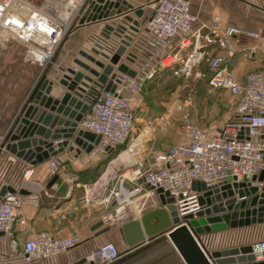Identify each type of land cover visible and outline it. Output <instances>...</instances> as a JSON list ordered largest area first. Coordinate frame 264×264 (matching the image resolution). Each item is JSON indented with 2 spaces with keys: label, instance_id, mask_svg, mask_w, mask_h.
Returning <instances> with one entry per match:
<instances>
[{
  "label": "built area",
  "instance_id": "obj_1",
  "mask_svg": "<svg viewBox=\"0 0 264 264\" xmlns=\"http://www.w3.org/2000/svg\"><path fill=\"white\" fill-rule=\"evenodd\" d=\"M47 1L42 0L38 4L33 0H0L1 39L4 41L5 36L13 35L27 46L28 55L33 60L45 64L54 58L74 24L51 10ZM68 1H71L69 17L83 13L87 0ZM154 1V4H151L152 0L150 2L152 10L145 22L148 38L139 42L135 51L129 49L136 55L133 63L129 64L125 57L121 60L136 71V76L131 77L115 69V91L108 93L100 89L88 97V110L79 122V128L101 135L99 144L90 153L85 152L84 163L99 153L116 152L126 143L129 146L114 156L101 176L85 186L84 203L98 201L108 209L102 215L103 223L111 221L120 226L123 223L120 222L121 217H129V220L139 218L143 214L139 212L148 204L153 205L152 209L157 207L156 204L160 203L158 188L174 199L173 204L181 218L195 214L205 206L200 202L202 192L193 188L194 182L219 186L229 177L251 178L264 168V69L252 71L242 80L229 68V61L235 53L231 38L237 34L258 38L261 31L236 26L222 28L220 17H216L210 32L199 39L192 34L197 17L192 12L191 0ZM101 40L100 35L95 38V42ZM212 45L220 51L207 54ZM116 46L117 43L107 46V51L112 53ZM169 57L173 60L167 62ZM204 61L210 71L207 78L210 89L227 90L235 100L228 120L215 131H210L184 115L181 139L166 151L151 150L153 164L148 168L143 169V162L136 158L115 164L125 152H130L133 157L135 146L142 142V133L134 135L132 131L135 120L133 105L139 100L144 84L165 70L189 76ZM112 165L124 166L123 172L118 174ZM130 165L138 167L130 169ZM48 166L53 174L57 173L59 164L56 159H49ZM10 169L0 171V190L4 185L11 186L8 183ZM29 171L25 170L23 182L31 180ZM124 172L130 174L126 176ZM11 187L14 191L7 190L0 197V232L13 239L17 230L27 222L23 208L40 203L42 188L36 186L24 193L23 184ZM212 237L211 234L204 235L203 243ZM80 239L78 233L59 237L43 231L20 246L14 241L13 253L10 254L12 256L15 252L13 256L19 257L24 264H41L73 249ZM252 244L257 260L262 259L264 240ZM233 245L237 243L229 246ZM121 255L114 242L105 241L94 247L85 258L93 264H111Z\"/></svg>",
  "mask_w": 264,
  "mask_h": 264
},
{
  "label": "water",
  "instance_id": "obj_2",
  "mask_svg": "<svg viewBox=\"0 0 264 264\" xmlns=\"http://www.w3.org/2000/svg\"><path fill=\"white\" fill-rule=\"evenodd\" d=\"M144 13L142 6L134 7L128 0H87L80 22L83 25L104 22L98 33L102 44L95 43L92 54L83 50L79 52L90 64L74 60L88 73L60 67L55 72H61V77L50 79L48 69L44 71L9 129L1 135L0 155L5 150L26 163L38 164L67 147L79 153H90L99 144L101 135L79 128V122L88 110L86 101L100 89L108 93L115 91V69L131 77L136 76V71L121 60L125 57L126 61L133 63L136 59L129 48L135 34L147 20ZM114 43L117 46L109 53L107 46ZM55 80L64 90H59ZM60 179V174L54 173L47 188ZM193 188L202 192L200 202L205 208L182 218L173 204L174 199L158 188L160 206L120 225L119 233L127 246V257L111 264H120L136 251L158 242L172 245L185 264H264V260H257L252 243L209 250L202 241L206 234L264 223V168L251 178L229 177L223 184L213 187L204 182H194ZM7 190L14 191V188L4 185L0 197ZM70 195L71 192L66 198ZM103 224L100 221L93 229ZM110 229L111 226L107 225L99 234ZM262 256L264 258V252ZM74 264L93 263L84 257Z\"/></svg>",
  "mask_w": 264,
  "mask_h": 264
},
{
  "label": "crops",
  "instance_id": "obj_3",
  "mask_svg": "<svg viewBox=\"0 0 264 264\" xmlns=\"http://www.w3.org/2000/svg\"><path fill=\"white\" fill-rule=\"evenodd\" d=\"M128 1L134 7L142 6L145 10L144 16H148L152 10L150 3H148L149 0ZM191 9L193 14L197 17L193 24L192 34L198 36L199 39H203L204 36L210 32V28L215 25L216 17H220V26L222 28L236 26L241 29L260 30L261 34L258 38L248 37L245 34H237L231 38V43L235 48V53L229 61V68L242 80L246 78L248 73L264 69V0H191ZM130 15L137 18L133 12H130ZM103 25L104 22L96 23V25H88V27H94L93 31L95 30L96 35H94V38L91 39L92 44L87 46L83 45L85 39H79L80 44H78V53L83 50L92 54L91 50L94 47L95 38L99 35L98 33ZM78 27L81 31H86V29H88L85 25ZM134 37V41L129 49L135 51L136 45L139 42L146 41L148 38L146 24L140 28V31L136 33ZM20 43L23 44L22 42ZM251 50L252 52H250ZM218 51H220V49L217 46L212 45L207 49V54L217 53ZM97 58L101 57L97 56ZM75 59H79L90 64V62L80 55V53L74 56L73 60ZM73 65L76 69L83 70L75 63ZM84 73L88 72L84 71ZM61 75V72L57 74L59 77H61ZM55 85L59 88V90H64V87L58 83V80H55ZM54 94L57 93L54 92ZM133 107L136 108L137 112L136 126L138 130L136 132H141L142 135L145 136L147 147L152 146L157 151H166L181 139L182 136H179V138L178 136H175L173 131L167 128V126H164V123H161L160 121L138 119V101L134 103ZM218 128L219 127L215 128L213 131ZM166 140L169 141L167 142ZM101 155L103 157L107 156L106 152H102L95 156V160L98 158L100 159V157H102ZM144 155L146 156L136 158L137 161L143 162V169L148 168L153 164L151 156L149 154L148 156L147 154ZM84 156L85 151L79 153L76 150H69V147H67L64 151L51 157L59 162L57 173L61 176V179L58 180L51 188H47V184L53 176V173L48 166L49 160L38 164H31L16 158L10 153L6 154L5 159L0 157V170L11 167V173L8 179V183L11 186L17 187L23 184L25 187L23 190L24 192L34 190L36 186L42 188V199L40 203L35 206L26 205L23 208L27 222L24 226L17 230L14 238L12 239L7 236L0 235V241L3 239H9V242L11 243L9 247L7 244L8 253L12 250V244L14 241L20 246L24 241L34 237L39 232L47 231L59 237H67L74 233H78L81 239L80 243L76 247L63 253L58 258H52L46 261L47 264H74L76 261L84 258L94 247L107 241L110 234L113 233L115 229L120 227L117 223L110 221L109 223H104L102 226L93 229V226L96 223L102 221V215L107 212L108 209H106L98 201L88 204L84 203V196L80 198V200L77 196H75L76 192L80 191L81 193H84L85 186L95 181L108 167L75 166L76 161L79 162L80 160L82 164H85L83 162ZM68 161L71 166H69ZM112 167L118 174L123 172L124 166ZM137 167L138 166H130V169H135ZM26 169H30L28 174L31 173V180L23 182L22 176L24 175ZM90 170L97 171V174L91 179H85L86 174H88ZM124 174L128 176L130 172H124ZM64 186L66 187V192L62 189ZM46 191L48 193H46ZM70 192V197L66 198ZM78 202L82 205L78 206ZM72 212H79L80 215L78 214L77 218L73 220L71 216ZM107 225H110L111 229L107 232L99 234V232ZM256 228H262V231L264 232V223H257L255 225L233 229L229 228L228 230H220L213 232L211 236H213L217 242L220 237H228V233L230 231H236L233 234L239 235V240H247V243L264 240V233L261 238L260 236L255 235ZM206 245L210 250L229 247L227 245H219L212 249L210 243L207 242ZM123 247L126 251L127 246L123 245ZM162 248H167L172 251L166 255L170 256V258L167 260V263L164 264H185L180 257H177L179 256L177 251L170 244L166 243L164 247L159 246L154 249V251H161ZM13 255L14 254H12L13 259L19 260V257ZM146 255L148 254L144 253L143 256L146 257ZM125 257H127V255H122L120 259L123 260ZM132 259L128 258L120 264H131L134 261L138 264L137 256ZM262 260H264V258L259 259L258 261Z\"/></svg>",
  "mask_w": 264,
  "mask_h": 264
},
{
  "label": "rangeland",
  "instance_id": "obj_4",
  "mask_svg": "<svg viewBox=\"0 0 264 264\" xmlns=\"http://www.w3.org/2000/svg\"><path fill=\"white\" fill-rule=\"evenodd\" d=\"M33 1L40 4L42 0ZM67 1L68 0H65L66 4ZM65 2L60 4V0L47 1L49 5L55 4L58 13L63 12L62 9H65ZM150 2L151 0H149L148 3ZM154 3L155 1L152 0L151 4ZM70 8L71 6L67 9L69 13L71 12L69 11ZM82 15L83 13H80L79 16H73L71 14L69 20L74 22V24L70 30L67 31L66 37L61 43L54 58L47 64L33 60V58L28 55L27 46L21 44L13 35L5 36L4 41L0 37V137L5 133L11 122L17 116L19 110L41 78L43 72L48 69L47 76L50 79H55L54 77L58 74L55 71L60 67L67 68L74 64V56L79 54V39H85L86 42L84 41L83 43L85 46L92 44L91 39L94 38L96 33L95 30L93 31L94 27H88V25H96V23L85 25L88 29H86V31H81L78 26H84L80 22ZM209 74L210 71L205 61L197 66L194 72L189 76L175 75L172 70L163 71L154 80L146 82L142 87L140 98L138 100V119L160 121L161 123H164V126L171 129L173 134L178 136V138L183 134L182 118L184 115L188 116L193 123L205 129L213 131L215 128L220 127L228 120L230 112L234 107L235 100L227 90L221 88L210 89L207 80ZM134 118V128L132 133L136 135L138 133L136 132L138 130L136 126V108H134ZM169 140L166 141L168 142ZM128 147L127 143L122 145L117 153H120ZM153 149L152 146L147 147L145 136H143L142 142L135 146L132 153L133 157L128 161H131L133 158H140V156L145 157L146 155L144 154H147L148 156ZM117 153H115V155H117ZM6 154L7 152L4 150L0 157L5 159ZM114 156H111L110 158L102 156L97 160H95L94 157L85 164H82L81 160L79 162L76 161L75 166H108L109 163L112 162ZM124 157L125 155L122 156V158ZM68 164L71 166L69 161ZM96 174L97 171L90 170V172L86 174L85 179H91L95 177ZM62 189L66 192L65 186ZM84 195L85 192L81 193L80 191L75 194L79 200ZM79 203L80 202H78V206H81L82 204ZM139 204H141V202ZM152 206L153 205L148 204L141 210V212H139V214L149 211ZM156 206H160V203L158 202ZM78 214L79 212H72V219L75 220ZM234 232L236 231H230L228 237H220L217 242L213 237L210 239L207 238L208 243H210V246H212L213 249L219 245L229 246L235 243L238 244L239 241L242 244L247 242V240H239V235L233 234ZM263 233L262 228H256L255 235L260 236L261 238ZM107 241L114 242L121 254L126 255L125 253L127 251L124 250V244L119 233V228L115 229V231L110 234ZM7 244L8 247L11 245L9 239H3L0 241V264H24L21 260L13 259L10 254V252L13 253L12 251H9V253L7 252ZM165 244V242L155 243L146 247L144 250L139 252L136 251L129 258L132 259L137 256L138 264L167 263L170 256L166 255L172 252L171 250L162 248L161 251H154V249L159 246L164 247ZM144 253L148 255L144 257ZM41 264H47V262L45 261ZM131 264H136V262L134 261Z\"/></svg>",
  "mask_w": 264,
  "mask_h": 264
},
{
  "label": "bare ground",
  "instance_id": "obj_5",
  "mask_svg": "<svg viewBox=\"0 0 264 264\" xmlns=\"http://www.w3.org/2000/svg\"><path fill=\"white\" fill-rule=\"evenodd\" d=\"M63 2H65V0H60V4H62ZM48 4V3H47ZM70 4H71V1H67V4H66V2H65V9H62L63 10V12H60L61 13V15H60V17L61 18H63V20H69V15H70V13L68 12V10L67 9H69V7H70ZM51 10H54V11H56L57 12V7H55V4H48L47 5ZM57 6V5H56ZM64 8V7H63ZM60 11V10H59ZM69 11H71V8H70V10ZM94 43H97V44H99L100 42H94ZM100 44H102V43H100ZM188 44V43H187ZM171 60H173V57H169L168 59H167V62H170ZM123 155H125V157L124 158H122V156ZM128 155V156H127ZM131 157H132V155H131V153L130 152H125V153H123L121 156H120V158L118 159V160H116L115 161V164L116 163H118L119 161H126V160H130L131 159ZM124 220V221H123ZM127 220H129V217H124V218H120V222H126ZM207 242H208V239H206V242L204 241V245H205V247L207 248V249H209L208 248V246L206 245L207 244ZM209 245V244H208ZM210 250V249H209Z\"/></svg>",
  "mask_w": 264,
  "mask_h": 264
},
{
  "label": "trees",
  "instance_id": "obj_6",
  "mask_svg": "<svg viewBox=\"0 0 264 264\" xmlns=\"http://www.w3.org/2000/svg\"><path fill=\"white\" fill-rule=\"evenodd\" d=\"M119 149V148H118ZM118 151V150H117ZM117 151L116 152H111V153H108V152H106V154H107V158H110L111 156H114L115 155V153H117Z\"/></svg>",
  "mask_w": 264,
  "mask_h": 264
}]
</instances>
